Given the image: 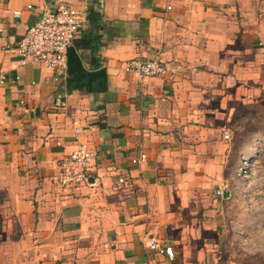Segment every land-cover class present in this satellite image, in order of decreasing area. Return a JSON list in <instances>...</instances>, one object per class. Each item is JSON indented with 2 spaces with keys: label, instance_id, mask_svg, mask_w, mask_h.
<instances>
[{
  "label": "crops",
  "instance_id": "1",
  "mask_svg": "<svg viewBox=\"0 0 264 264\" xmlns=\"http://www.w3.org/2000/svg\"><path fill=\"white\" fill-rule=\"evenodd\" d=\"M63 3L86 13L73 47L89 78L55 79L12 51ZM153 57L164 77L124 70ZM59 93L66 109L54 113ZM256 112L264 118V0H0V264H209L213 189L256 158L264 123L230 147L235 120ZM80 143L96 151L89 183L61 189L59 160Z\"/></svg>",
  "mask_w": 264,
  "mask_h": 264
},
{
  "label": "built area",
  "instance_id": "2",
  "mask_svg": "<svg viewBox=\"0 0 264 264\" xmlns=\"http://www.w3.org/2000/svg\"><path fill=\"white\" fill-rule=\"evenodd\" d=\"M13 16L18 17L19 11H14ZM86 23L85 12H80L67 3L60 4L53 10L43 13L34 25L28 27L12 51L22 64H42L52 72L55 79H65L68 48L73 46ZM124 70L139 79L164 77L168 74L166 65L154 57L144 60L130 59L125 62ZM65 109L66 101L63 94H56L51 111L57 113ZM228 137V130H224L223 138ZM95 156L96 151L83 143L68 150L59 160L57 186L62 189L87 185L90 178V164ZM144 159L145 155L141 154L133 162L138 163ZM118 182L125 183L123 178ZM215 196L224 202L230 200V194L220 188L216 190ZM140 241L143 246L166 255L169 260L174 258L172 247L156 238L143 235Z\"/></svg>",
  "mask_w": 264,
  "mask_h": 264
},
{
  "label": "rangeland",
  "instance_id": "3",
  "mask_svg": "<svg viewBox=\"0 0 264 264\" xmlns=\"http://www.w3.org/2000/svg\"><path fill=\"white\" fill-rule=\"evenodd\" d=\"M254 114V121L235 120L230 147H246L251 131L262 128L259 124L264 123L263 112ZM257 137L252 149L256 158L240 159L235 173L228 175L221 187L230 194V200L222 202L211 196L209 218L217 220L219 235L214 237L210 232L209 245L219 255L209 256V264H264V135ZM252 150L249 148L247 154ZM216 190L214 187L213 192Z\"/></svg>",
  "mask_w": 264,
  "mask_h": 264
},
{
  "label": "water",
  "instance_id": "4",
  "mask_svg": "<svg viewBox=\"0 0 264 264\" xmlns=\"http://www.w3.org/2000/svg\"><path fill=\"white\" fill-rule=\"evenodd\" d=\"M66 58H67V71H66L67 77L73 75L74 73L76 75H84L87 76L88 78L90 77L91 74L85 72V70L82 68L81 62L78 56L76 55L73 46L68 48Z\"/></svg>",
  "mask_w": 264,
  "mask_h": 264
},
{
  "label": "trees",
  "instance_id": "5",
  "mask_svg": "<svg viewBox=\"0 0 264 264\" xmlns=\"http://www.w3.org/2000/svg\"><path fill=\"white\" fill-rule=\"evenodd\" d=\"M77 46H78V44H77ZM222 202H224V201H222Z\"/></svg>",
  "mask_w": 264,
  "mask_h": 264
}]
</instances>
